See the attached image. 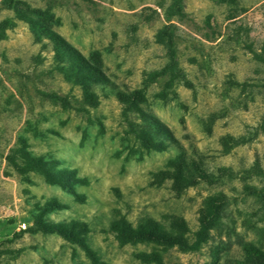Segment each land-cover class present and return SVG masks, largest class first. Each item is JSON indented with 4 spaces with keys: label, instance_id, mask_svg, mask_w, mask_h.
Returning a JSON list of instances; mask_svg holds the SVG:
<instances>
[{
    "label": "rangeland",
    "instance_id": "1",
    "mask_svg": "<svg viewBox=\"0 0 264 264\" xmlns=\"http://www.w3.org/2000/svg\"><path fill=\"white\" fill-rule=\"evenodd\" d=\"M22 15L50 18L122 89L143 91L141 107L203 158L205 176L174 182L177 147L147 148L109 90L86 102ZM18 147L79 181L20 173L7 159ZM118 218L154 219L189 243L211 224L190 249L124 243ZM243 241L264 250V0H0V264H236Z\"/></svg>",
    "mask_w": 264,
    "mask_h": 264
},
{
    "label": "trees",
    "instance_id": "2",
    "mask_svg": "<svg viewBox=\"0 0 264 264\" xmlns=\"http://www.w3.org/2000/svg\"><path fill=\"white\" fill-rule=\"evenodd\" d=\"M22 18L29 24L35 40L54 51L56 69L66 81L81 88L86 102H97L98 88L103 91L109 90L121 102L127 103L126 118L130 130L142 140L147 148L165 150L172 144L177 147V155L170 160V165L173 167L171 177L174 182L179 183L182 188H188L196 185L199 179L205 176L203 158L194 153L190 154L166 123L141 107V104L147 101L143 91L122 89L101 68L98 52L93 53L90 58L86 57L61 34L52 29L51 19L48 17L43 16L41 20L30 15H22ZM138 118L141 120L140 122L137 121ZM7 159L20 173L40 171L48 182L71 190H73L74 182L79 181V179L72 181L69 175L60 174L43 156L35 155L25 147L13 150ZM210 224L208 220L203 221L202 227L198 231V238L193 243H189L188 237L183 232L174 236L172 232L166 231L156 220L151 218L139 223L136 227L129 221L118 218L112 221L111 228L120 235L124 243L136 239H156L167 244H174L176 242L174 238H177L180 245L190 249H199L209 234ZM181 225L178 223V226ZM75 226V224L46 223L43 229L47 232H57L68 238H75L77 236ZM241 244L243 256L236 261V264H264L262 248L251 241H243Z\"/></svg>",
    "mask_w": 264,
    "mask_h": 264
},
{
    "label": "built area",
    "instance_id": "3",
    "mask_svg": "<svg viewBox=\"0 0 264 264\" xmlns=\"http://www.w3.org/2000/svg\"><path fill=\"white\" fill-rule=\"evenodd\" d=\"M21 226H22L23 228H26V227H27V223H26V222H23V223L21 224ZM19 228H21V227H19Z\"/></svg>",
    "mask_w": 264,
    "mask_h": 264
}]
</instances>
